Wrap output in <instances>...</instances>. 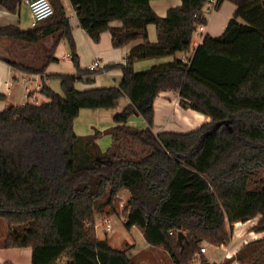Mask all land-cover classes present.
I'll list each match as a JSON object with an SVG mask.
<instances>
[{"label": "trees", "instance_id": "16d2710c", "mask_svg": "<svg viewBox=\"0 0 264 264\" xmlns=\"http://www.w3.org/2000/svg\"><path fill=\"white\" fill-rule=\"evenodd\" d=\"M23 0H0L15 13ZM35 28L0 26V39L32 50L25 60L4 58L14 69L56 78L63 95L41 83L47 101H26L0 111V219L7 224L6 248H31V264H138L127 250L114 249L95 231L98 205L113 209L121 189L124 227H138L147 244L163 248L172 264H189L201 244L229 243L233 224L260 216L253 231H264V0H215L236 6L218 37L206 35L186 60L174 59L135 71L136 61L188 51L207 20V0H181L164 17L151 0H68L80 27L98 42L110 31L119 48L141 39L123 64L118 86L76 90L96 72L79 65L69 17L60 0ZM119 21V27L110 23ZM156 28L148 40L147 26ZM52 39L50 46L44 41ZM64 40L76 74L45 75ZM163 91L179 105L210 118L185 133L153 131V101ZM114 126L77 135L73 122L81 109H110ZM3 96L0 94V99ZM141 117L144 128L127 125ZM111 137L101 150L97 140ZM178 232L183 233L179 242ZM264 264V238L244 244L223 264ZM205 263V261H203ZM2 264H12L4 262Z\"/></svg>", "mask_w": 264, "mask_h": 264}, {"label": "crops", "instance_id": "0c3cea01", "mask_svg": "<svg viewBox=\"0 0 264 264\" xmlns=\"http://www.w3.org/2000/svg\"><path fill=\"white\" fill-rule=\"evenodd\" d=\"M60 1L69 17L71 33L76 45L80 68L87 70L88 65L94 60L99 61L103 67L101 70L99 69L95 71L96 73L92 77L91 82L83 80L77 81L74 85L75 89L81 91L90 88L118 86L122 77L121 69L119 67L109 68V66L123 64L130 49L139 44L141 39H136L126 43L122 47L114 48L111 43V33L107 30L101 33L98 42H94L80 27L69 1ZM149 4L151 9L158 16L164 17L170 8L180 6L181 0H151ZM235 9L236 6L229 1L223 2L219 9L205 5L203 11L207 22L204 25L202 32L194 33L192 46L188 51L178 52L175 53V55L168 57L136 61L133 65L134 70H146L153 65L170 62L174 59H180L183 61L188 60L192 56L196 46L202 42L206 35L215 38L222 34ZM7 25L19 26L21 29L31 28L30 13L23 3L19 5L15 13H10L0 7V26ZM120 25L121 23L119 21H113L110 23L111 27H119ZM147 34L150 42L156 41V28L154 25L150 24L147 26ZM4 40L5 39H0V45H3L2 43ZM49 41L52 42V39L48 38L45 40V45ZM6 42V51L2 50L0 47V94L3 96V98L0 99V111L11 105H20L26 102L27 98L25 92L27 89L29 90L30 96L34 95L36 98L40 99V103L45 102L46 98L39 92L32 93L35 87L41 85L42 82L54 92L58 94L61 93L60 82L58 84H53V81L56 80L55 78H42L40 75L27 74L14 69L6 63L4 61V58L6 57L15 55L19 59L23 57L22 55L26 54V60L29 56L26 52L27 50L24 51L21 45L18 44L19 48L16 50L14 48L16 43L7 40ZM54 56L57 58V61L46 65L44 76L55 74H76L64 40H61L55 48ZM57 87H60V91ZM17 95H19V97H17ZM179 102L180 97L173 91H163L155 97L153 101L154 115L152 128L155 133H185L210 121L209 117L195 110L182 108L179 105ZM128 103L129 100L126 97H123L120 98L115 106L110 109H81L79 115L73 122L74 132L77 135H89L92 134L94 130L103 132L106 129H109L114 126L113 116L116 113H119ZM127 125L136 128H144L146 124L141 117L132 116L129 118ZM97 143L101 150H105L111 144V137L109 135H102L97 140ZM129 197V191L127 189H121L116 196V200L117 198H122L126 203ZM259 218L260 216H257L246 222H236L233 224L232 236L229 243L216 247L224 251L220 264L233 257L244 244L264 238V231L256 232L252 230V227L257 223ZM97 238H99L98 235ZM148 247L156 249V253L160 256L161 259L158 260L157 264H163V262L172 264L169 255L163 248H154L149 244ZM4 262H11L12 264H31V248H6L3 247V242L2 244L0 243V264ZM238 263L239 262L235 260L230 264Z\"/></svg>", "mask_w": 264, "mask_h": 264}, {"label": "rangeland", "instance_id": "374dc122", "mask_svg": "<svg viewBox=\"0 0 264 264\" xmlns=\"http://www.w3.org/2000/svg\"><path fill=\"white\" fill-rule=\"evenodd\" d=\"M3 45H0L1 49L7 50V42L3 41ZM51 41L47 42L46 46H50ZM14 48L18 50V43L14 45ZM27 54L30 56L32 50H27ZM56 79V78H55ZM59 80L56 79L53 81V84H58ZM60 91V87H57ZM39 90L35 88L32 93H37ZM63 94L62 91L60 93ZM32 96V100L27 99V101L39 104L40 99L36 98L34 95ZM19 97V95H17ZM47 101V99H46ZM140 118V117H139ZM125 205V201L122 198L115 199L113 203V209H109L105 206L98 205L95 212V227L97 231V235L99 239H108L111 247L119 250H127V253L131 257V259L138 264H157L158 260H160V256L156 253V249H151L148 247L147 242L143 237V232L138 227H133L130 230H127L124 227V218L125 213L123 211V206ZM108 219V223L110 224L111 230H105L104 219ZM7 234V224L3 219H0V243L4 242ZM3 235V236H2ZM96 235V236H97ZM5 236V238H4ZM201 247L206 249V252L199 256V259L196 261H192L189 264H220L222 257L224 255V251L208 245L206 243H202ZM156 248V247H154ZM161 248V247H159ZM194 256V255H193ZM171 260V259H170ZM164 261V260H163ZM224 261L223 263H225ZM61 264H64V259L60 260ZM221 263V264H223ZM163 264H168L167 262H163Z\"/></svg>", "mask_w": 264, "mask_h": 264}, {"label": "built area", "instance_id": "2783aa9c", "mask_svg": "<svg viewBox=\"0 0 264 264\" xmlns=\"http://www.w3.org/2000/svg\"><path fill=\"white\" fill-rule=\"evenodd\" d=\"M22 3L28 8V11L30 13V27L31 28L37 27L38 24L48 19L53 14V7L49 0H23ZM214 4H215V0H207L206 2V6L214 7ZM203 29H204V25H200L197 28L196 32H202ZM102 68L103 67L101 63L97 60H94L88 65L87 70L95 72L99 69L101 70ZM35 88L40 90L41 85H38ZM25 96L27 99H30L31 101H33L32 96L29 95L28 89L25 92ZM122 209H124V206ZM104 223L106 225L105 230L110 231L111 227H110V224L108 223V219L105 218ZM205 251L206 249L204 247H201L200 251L194 254L193 261L198 260L199 256L203 254Z\"/></svg>", "mask_w": 264, "mask_h": 264}, {"label": "water", "instance_id": "95a60500", "mask_svg": "<svg viewBox=\"0 0 264 264\" xmlns=\"http://www.w3.org/2000/svg\"><path fill=\"white\" fill-rule=\"evenodd\" d=\"M183 236H184V235H183L182 232H178L177 238H178V241H179V242L182 241ZM204 264H208V263H204Z\"/></svg>", "mask_w": 264, "mask_h": 264}]
</instances>
